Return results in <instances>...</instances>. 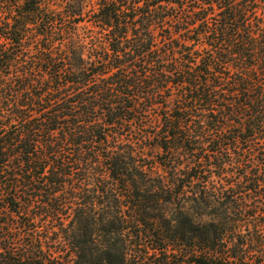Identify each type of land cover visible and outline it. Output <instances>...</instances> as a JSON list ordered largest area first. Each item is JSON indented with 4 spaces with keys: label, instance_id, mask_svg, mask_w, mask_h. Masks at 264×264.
Listing matches in <instances>:
<instances>
[{
    "label": "trees",
    "instance_id": "16d2710c",
    "mask_svg": "<svg viewBox=\"0 0 264 264\" xmlns=\"http://www.w3.org/2000/svg\"><path fill=\"white\" fill-rule=\"evenodd\" d=\"M0 264H264V0H0Z\"/></svg>",
    "mask_w": 264,
    "mask_h": 264
}]
</instances>
